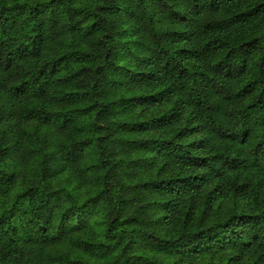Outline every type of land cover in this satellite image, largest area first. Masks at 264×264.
I'll use <instances>...</instances> for the list:
<instances>
[{"label": "trees", "instance_id": "1", "mask_svg": "<svg viewBox=\"0 0 264 264\" xmlns=\"http://www.w3.org/2000/svg\"><path fill=\"white\" fill-rule=\"evenodd\" d=\"M0 264H264V0H0Z\"/></svg>", "mask_w": 264, "mask_h": 264}]
</instances>
